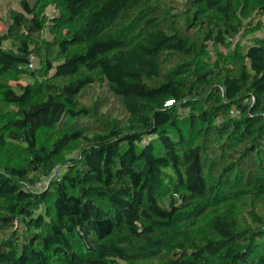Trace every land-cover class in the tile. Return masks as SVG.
Returning a JSON list of instances; mask_svg holds the SVG:
<instances>
[{"label": "trees", "instance_id": "obj_1", "mask_svg": "<svg viewBox=\"0 0 264 264\" xmlns=\"http://www.w3.org/2000/svg\"><path fill=\"white\" fill-rule=\"evenodd\" d=\"M17 3L0 264H264V36L232 46L264 33V0ZM210 43L228 52L208 63Z\"/></svg>", "mask_w": 264, "mask_h": 264}, {"label": "rangeland", "instance_id": "obj_2", "mask_svg": "<svg viewBox=\"0 0 264 264\" xmlns=\"http://www.w3.org/2000/svg\"><path fill=\"white\" fill-rule=\"evenodd\" d=\"M11 8H17L19 9V5L17 3V0H0V30L4 29L5 25L8 24L10 22V18H9V11ZM46 14L49 18H51L52 16H55L57 14V11L55 10L54 6H48L46 9ZM50 32L47 29V32L45 33V37H50ZM264 36V33L261 31L258 32H252L250 34L247 33H242L241 35L238 36V38L233 42V47H235L236 45H238L239 47H244V46H248L252 43V40L255 36ZM208 53L206 55V61L208 63H211L214 59H215V55L214 53L220 52L223 54H226L228 52V49L222 46H217L214 47L211 43L208 46ZM37 67H39V65L36 64ZM35 66V67H36ZM19 82V81H18ZM11 85H16V81L11 80L9 82ZM10 107V106H9ZM11 108V107H10ZM170 135L171 136H177V134L175 133V131L173 130H169ZM182 135L185 138H192L194 136V131L192 129H190L189 127H185L182 129ZM11 147V149H13L15 152V157H19L22 156V152L20 153V149L23 147L20 146H12L11 144L9 145ZM66 158H72L76 156V152H67L65 153ZM7 158V156H5ZM60 172H62L64 170L63 167L59 168ZM52 179H55L54 177H52ZM46 180H44L43 183H45ZM47 184V182H46ZM120 264H125L124 262H121Z\"/></svg>", "mask_w": 264, "mask_h": 264}, {"label": "built area", "instance_id": "obj_3", "mask_svg": "<svg viewBox=\"0 0 264 264\" xmlns=\"http://www.w3.org/2000/svg\"><path fill=\"white\" fill-rule=\"evenodd\" d=\"M29 59H30V60H29V68L32 69V68H34V67L36 66L37 60H36V58H35L33 55H31ZM232 113H238V111H232ZM58 176H60V173H59V171L57 170V171H55V172L53 173V175H52L51 177H54V178L59 179ZM51 177H49L48 179H47V178L42 179L40 182H38L37 184H35V185L32 186L31 188H32V189H40V188H42V187L46 184V182H48V181L50 180ZM44 180H46L45 183H43Z\"/></svg>", "mask_w": 264, "mask_h": 264}]
</instances>
